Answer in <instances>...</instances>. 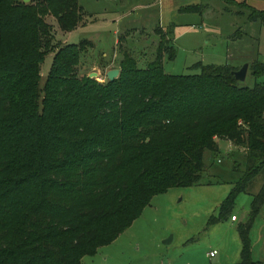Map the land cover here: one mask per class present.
<instances>
[{"label":"trees","instance_id":"trees-1","mask_svg":"<svg viewBox=\"0 0 264 264\" xmlns=\"http://www.w3.org/2000/svg\"><path fill=\"white\" fill-rule=\"evenodd\" d=\"M49 15L65 32L86 23L78 0H0V264H81L154 196L200 183L205 152H219L220 140L247 157L210 221L227 217L238 194L264 174V61L250 64L252 87L231 64L167 73L163 57L174 59L176 49L159 28L155 60L139 68L125 53L119 76L101 82L76 70L93 42L54 43ZM250 19L264 25V10L251 8ZM262 208L264 182L238 226L241 260L233 264H264L253 259L250 240Z\"/></svg>","mask_w":264,"mask_h":264},{"label":"rangeland","instance_id":"rangeland-1","mask_svg":"<svg viewBox=\"0 0 264 264\" xmlns=\"http://www.w3.org/2000/svg\"><path fill=\"white\" fill-rule=\"evenodd\" d=\"M78 4L87 25L65 32L56 16L49 15L46 20L52 26L54 43L93 42L81 53L76 69L79 76L97 72L95 78L103 82L111 67L119 68L125 53L137 61L139 68L147 67L157 56L162 39L156 31L159 28L173 40L176 49L174 59L167 54L163 57L167 73H200L199 63L241 68L256 59L264 61V25L250 19L248 5L231 0H78ZM191 5L203 8L183 10ZM53 57L54 52L49 53L42 64V85ZM240 82L254 86L250 69L245 81ZM219 143V152H205L207 169L200 183L173 187L154 196L127 230L95 255L85 256L81 264L238 263L242 247L238 226L248 221L264 174L255 179L249 191L238 194L227 217L211 222L212 216H219L222 203L247 165L244 149L228 140ZM232 216L238 220H232ZM250 240L253 259L264 263V208L253 222ZM212 251L217 254L211 258Z\"/></svg>","mask_w":264,"mask_h":264},{"label":"water","instance_id":"water-1","mask_svg":"<svg viewBox=\"0 0 264 264\" xmlns=\"http://www.w3.org/2000/svg\"><path fill=\"white\" fill-rule=\"evenodd\" d=\"M25 2H28L29 0H24ZM249 64H244L241 68L235 71V76L237 80L239 81H245L248 71H249ZM120 74V69L119 68H113L107 72V78L109 80H114L116 79ZM98 75L97 72H92L89 76L91 78H95ZM169 241V240H168Z\"/></svg>","mask_w":264,"mask_h":264},{"label":"crops","instance_id":"crops-1","mask_svg":"<svg viewBox=\"0 0 264 264\" xmlns=\"http://www.w3.org/2000/svg\"><path fill=\"white\" fill-rule=\"evenodd\" d=\"M234 4H237V5H239V4H241V5H248V6H250L251 8H255V9H257V8H264V0H231ZM258 10H263V9H258ZM89 22L88 21H86V23H85V25H87ZM85 25H81V26H79L77 29H79L80 27H83V26H85ZM118 44H121V42H120V40L118 41ZM234 66V65H233ZM235 67H237V66H235ZM112 68H117L116 66H113V67H111V69ZM110 70V69H109ZM222 140H220L219 142H221ZM230 143H232L231 141H229ZM233 144V143H232ZM219 145H220V143H219ZM243 149V148H242ZM238 219H236V220H234V221H237ZM242 244V243H241ZM241 249H242V247H241Z\"/></svg>","mask_w":264,"mask_h":264},{"label":"built area","instance_id":"built-area-1","mask_svg":"<svg viewBox=\"0 0 264 264\" xmlns=\"http://www.w3.org/2000/svg\"><path fill=\"white\" fill-rule=\"evenodd\" d=\"M236 219H237L236 216H232V220H236ZM216 254H217L216 251H212V252H210L209 256L212 258V257L216 256Z\"/></svg>","mask_w":264,"mask_h":264}]
</instances>
